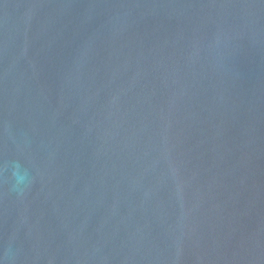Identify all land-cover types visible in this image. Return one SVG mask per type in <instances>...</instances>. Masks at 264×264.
Here are the masks:
<instances>
[{
	"label": "water",
	"instance_id": "water-1",
	"mask_svg": "<svg viewBox=\"0 0 264 264\" xmlns=\"http://www.w3.org/2000/svg\"><path fill=\"white\" fill-rule=\"evenodd\" d=\"M0 264H264V0H0Z\"/></svg>",
	"mask_w": 264,
	"mask_h": 264
}]
</instances>
